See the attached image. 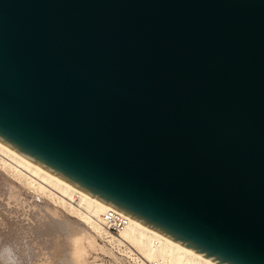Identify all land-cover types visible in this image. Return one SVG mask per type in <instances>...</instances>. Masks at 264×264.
I'll return each instance as SVG.
<instances>
[{"label":"water","instance_id":"water-1","mask_svg":"<svg viewBox=\"0 0 264 264\" xmlns=\"http://www.w3.org/2000/svg\"><path fill=\"white\" fill-rule=\"evenodd\" d=\"M0 141L217 264H264V0H0Z\"/></svg>","mask_w":264,"mask_h":264},{"label":"rangeland","instance_id":"rangeland-1","mask_svg":"<svg viewBox=\"0 0 264 264\" xmlns=\"http://www.w3.org/2000/svg\"><path fill=\"white\" fill-rule=\"evenodd\" d=\"M1 169L0 264H140L126 246L94 232L76 214ZM4 249L12 250L13 260Z\"/></svg>","mask_w":264,"mask_h":264},{"label":"bare ground","instance_id":"bare-ground-1","mask_svg":"<svg viewBox=\"0 0 264 264\" xmlns=\"http://www.w3.org/2000/svg\"><path fill=\"white\" fill-rule=\"evenodd\" d=\"M0 167L9 172L14 180L17 179L38 191L39 193L33 191L37 195L42 197L45 195L71 213L76 214L94 232L105 236L109 241L119 246H126L134 255L132 258L137 259L140 264H145L144 261L147 264H217L127 215L128 225L115 235L104 226L102 217L107 209L112 208L111 206L35 164L1 141ZM127 244L135 248L137 253H134ZM130 252L128 254L131 256Z\"/></svg>","mask_w":264,"mask_h":264},{"label":"built area","instance_id":"built-area-1","mask_svg":"<svg viewBox=\"0 0 264 264\" xmlns=\"http://www.w3.org/2000/svg\"><path fill=\"white\" fill-rule=\"evenodd\" d=\"M102 217L104 226L115 234H118L129 223L126 215L113 208L107 209Z\"/></svg>","mask_w":264,"mask_h":264},{"label":"clouds","instance_id":"clouds-1","mask_svg":"<svg viewBox=\"0 0 264 264\" xmlns=\"http://www.w3.org/2000/svg\"><path fill=\"white\" fill-rule=\"evenodd\" d=\"M4 253H7L9 260H13V254H12V250L11 249H4L3 250ZM3 253H0V255H2Z\"/></svg>","mask_w":264,"mask_h":264}]
</instances>
